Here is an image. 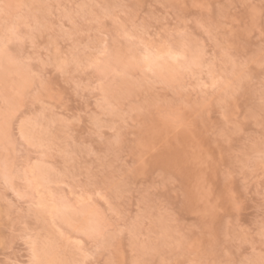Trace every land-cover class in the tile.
I'll list each match as a JSON object with an SVG mask.
<instances>
[{"label":"rangeland","instance_id":"374dc122","mask_svg":"<svg viewBox=\"0 0 264 264\" xmlns=\"http://www.w3.org/2000/svg\"><path fill=\"white\" fill-rule=\"evenodd\" d=\"M199 2L209 4L210 10L191 7ZM217 5L223 7L217 8ZM250 5H255L258 12L261 0H0V39L12 37L13 29L17 35L31 33L44 58L48 56L45 49L50 43L58 44L62 51L71 47L63 39L67 32L94 31L98 27L94 21L103 14L105 6L111 16L121 21L120 25H114L112 20H105L104 26L110 32L126 30L138 38L121 42L120 51L124 58L131 57L136 61L144 55L151 58L152 71H136L133 79L119 80L112 96L113 103L124 111L134 109L136 105L146 109L142 133L144 148L138 146L131 132L123 133L119 144H111V128L124 127L120 113L104 117L107 123L100 134L91 127L87 117L79 124L69 126L64 123L86 109L98 113L96 99L90 93L86 94L81 89L78 96L76 92L75 80H86L87 77L78 74L65 78L49 70L48 80L42 86L17 65L0 60V116L14 113L15 118L26 122V130L35 140L46 139L57 145V150L49 156V163L57 172L71 173L72 183L68 184L67 190L63 189V183H68V180L59 185L54 183V189L64 191L71 198L73 192L79 195L81 186L85 188L87 203L81 206L74 204L77 210L67 222L43 225L45 234H50L54 241L53 253L57 258L66 261L77 258L68 237L73 241L82 239L86 248L94 247V241L82 237L76 230L88 223L92 213L96 214L105 232L114 230L116 222L136 220L138 247L135 251L138 255L151 249L162 254L173 253L178 243L187 242L189 234L202 244L219 239L229 249H238L236 255L247 254L249 244L243 240H223L207 225L201 226L199 218L192 212H179L177 205L181 201L175 189L165 186L163 180L171 173L172 165L189 153L197 142L203 141L204 147H208V134L220 119L216 109H212L207 125L197 115V105L203 100L198 80H207V74L191 66V61L198 46L206 49L209 55L218 51L215 41L201 31L197 21L210 24L213 33L219 27V38L222 39L226 29L221 25V14L223 24L239 30L250 21ZM258 19L257 16V22ZM140 38L149 44L147 50L139 46ZM252 44H258V40L253 39ZM30 49L31 44L26 43L24 51L27 53ZM175 55L180 58L175 59ZM217 72L225 82L232 79L231 67L226 63L218 64ZM242 89L251 102L250 106L254 104L258 109V84L245 81ZM85 95L89 97L87 100L83 98ZM141 118L138 114L137 119ZM181 122L188 126H181ZM16 134H19V124ZM17 151L14 144L8 145L0 139V241L5 238L11 241L8 247L0 245V264H8L9 261L29 264L31 254L28 245L21 239L11 240L13 233L10 229L15 227L19 232L23 223L35 227L34 215L38 210L33 208V216H29V204L41 198L40 193L30 191L29 199L18 200L15 193L6 188L5 174L15 178L13 183L18 190L25 187L19 177ZM141 152L144 153L143 158ZM62 153H71V159L66 162ZM157 160L171 164L159 167L155 163ZM134 164L137 165L136 174L130 183L123 184V190H119L122 182L127 180V170ZM89 171L97 177L91 185L87 180ZM212 180L215 181L212 184L215 191L222 180L215 172ZM194 184L195 172L188 186ZM257 187L258 181L245 193L247 198L238 216L242 225L252 230L247 239L255 241L258 259L259 237L255 235L259 221ZM242 188L237 180L236 190L239 192ZM97 193L104 199H100ZM224 231L227 232L226 226ZM132 252L125 239L121 241L117 258L131 259ZM110 254V249H103L97 259L105 260Z\"/></svg>","mask_w":264,"mask_h":264},{"label":"snow or ice","instance_id":"6c2138e0","mask_svg":"<svg viewBox=\"0 0 264 264\" xmlns=\"http://www.w3.org/2000/svg\"><path fill=\"white\" fill-rule=\"evenodd\" d=\"M191 7L204 11L211 8L206 2L193 3ZM250 8L252 10L250 21L239 30L223 24L224 17L221 14V25L226 29L222 33V39L219 38L221 36L219 27L213 33L210 24L197 21L201 31L215 41L218 50L216 54L209 55L206 49L198 46L191 61V66L207 74V80H198L203 100L197 105V115L200 121L207 125L209 123L207 118L211 115L212 109H216L220 119L212 125V132L208 134L206 142L208 147H204L203 141L197 142L189 153L184 154L172 165L171 173L163 180L165 186L175 189L178 200L199 218L198 223L201 226L207 225L216 231L217 236H222L223 240L234 238L243 240L249 244L250 250L247 254L236 255L238 249H229L219 239L214 243L202 244L189 234L187 242L178 243L173 253L162 254L156 249H151L138 255L135 251L138 247L136 220L129 223L116 222L114 230L105 232L96 214L92 213L88 223L76 230L82 237L94 241V247L86 248L82 239L73 241L68 237L73 250L78 254L77 258L72 261L57 258L53 253L54 241L50 234H45L46 229L43 225L67 222L70 215L77 210L73 207L74 204L81 206L87 203L85 188L81 186L79 195L73 192L71 198L65 195L64 191L54 189V183L59 185L68 180V183H63L64 190L72 183L71 173L66 175L64 171L57 172L49 163V156L57 150V145L46 139L35 140L26 130V122L19 121L14 113H8L0 116V139L8 145L14 144L17 148L19 177L25 187L18 190L13 183L15 178H9L7 174L4 175V184L10 192L15 193L18 200L29 199L30 191L38 192L41 196L39 201L29 204V216H33L31 211L33 208L38 210L34 215L35 227L23 223L19 232L15 227L10 229L13 233L11 240L21 239L28 245L31 254L29 264H264V0H261L258 12L255 5H250ZM105 20H112L114 25L121 24L119 18L111 16L105 6L103 14L94 21L98 25L94 31L67 32L63 39L68 41L71 47L67 51H62L58 44L50 43L45 49L48 52L47 58L38 51V42L31 33L17 35L13 29L12 37L0 39V60L17 65L30 77L37 79L42 86L48 80L49 70H54L65 78L78 74L87 77L86 80H75L77 95H80L81 89L86 94L90 93L96 99V108L99 111L93 113L86 109L64 123L69 126L79 124L87 117L91 127L100 134L107 123L104 117L120 113L124 118L122 120L124 127L111 128L113 133L111 144H119L122 134L131 132L138 146L144 148L142 133L146 109L136 105L134 109L124 111L113 103L112 96L119 80L133 79L136 71H152L151 58L144 55L139 61L131 57L125 59L120 51L121 42L125 39L134 41L138 38L129 35L126 30L110 32L104 26ZM183 35L184 33H181V36ZM253 39L258 40V44L253 45ZM26 43L31 44V49L27 53L24 51ZM139 46L145 50L149 48V44L143 38L139 39ZM174 58L180 57L175 55ZM225 63L231 67L232 76L227 82L219 77L217 72L218 64ZM245 81L258 84V109L254 104L250 106L251 102L242 89ZM83 98L87 100L89 97L85 95ZM138 114L141 119H137ZM181 126L188 125L181 122ZM62 155L67 162L72 154ZM143 155L141 152V158ZM155 163L159 167L171 164L169 161L159 160ZM4 167L6 169V165ZM136 170L135 164L132 169L127 170V180L122 182L119 190H123V184L131 182ZM193 172L195 184L189 187V179ZM213 172L222 180V184L218 185L215 191L212 187L215 182L212 180ZM95 179L97 177L89 171L88 185ZM237 180L243 186L239 192L236 190ZM257 181L256 195L259 199L256 203L259 221L255 235L259 237L258 259L255 241L247 239L252 230L242 225L238 216L247 198L245 193ZM72 186L73 189L76 188L75 184ZM97 195L104 199L99 193ZM90 199L89 197L88 200ZM225 226L227 232L224 231ZM60 235L64 234L61 232ZM125 239L133 249L131 259L117 258L121 241ZM10 242L9 238H5L0 241V245L8 247ZM103 249H110L111 254L107 259L99 260L97 256ZM193 250H196L195 255ZM8 264L17 262L9 261Z\"/></svg>","mask_w":264,"mask_h":264},{"label":"clouds","instance_id":"9594fccd","mask_svg":"<svg viewBox=\"0 0 264 264\" xmlns=\"http://www.w3.org/2000/svg\"><path fill=\"white\" fill-rule=\"evenodd\" d=\"M177 210L179 212H181L182 214L185 213L186 211L187 212H191L187 207L184 206V204L182 202H179L178 205H177Z\"/></svg>","mask_w":264,"mask_h":264}]
</instances>
